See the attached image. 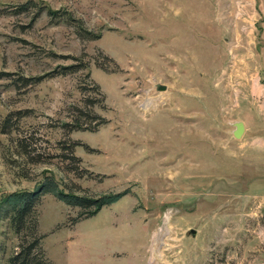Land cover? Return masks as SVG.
<instances>
[{
  "label": "rangeland",
  "instance_id": "obj_1",
  "mask_svg": "<svg viewBox=\"0 0 264 264\" xmlns=\"http://www.w3.org/2000/svg\"><path fill=\"white\" fill-rule=\"evenodd\" d=\"M24 1L0 0V198L48 173L126 190L74 224L43 194L51 263L264 264V0H35L96 38ZM17 241L0 218V264Z\"/></svg>",
  "mask_w": 264,
  "mask_h": 264
},
{
  "label": "trees",
  "instance_id": "obj_2",
  "mask_svg": "<svg viewBox=\"0 0 264 264\" xmlns=\"http://www.w3.org/2000/svg\"><path fill=\"white\" fill-rule=\"evenodd\" d=\"M18 8L20 11L34 9L38 14L45 10L49 13V16L53 17L56 21L61 18L71 21L79 36L83 38L98 37L93 31L83 28L80 23H75V19L72 18L70 14L57 9H50L35 0H26L20 3ZM82 66L83 65L69 64L63 68L69 71H75L79 68H83ZM92 88L100 93L101 99H103V93L100 90L99 84L94 83ZM91 103L94 104L93 102ZM79 111L82 112L80 108ZM86 114L89 117L84 121H79V118L75 117L78 119L77 121L71 122L72 128L83 127L93 129L103 122L100 121L103 120L102 118L100 119V117H97L93 113L90 115V113L87 112ZM12 124L11 118L9 115H6L2 120L1 128L3 129L4 126H11ZM74 145V142L64 145V148L69 149V152L64 153V156L78 161L79 158L73 154ZM22 152L25 156H30L28 150L24 149ZM30 159L34 160L31 156ZM47 192L53 193L66 204L78 208L76 215L71 219V224H74L81 218L94 215L102 206L118 200L126 190L103 192L98 195L80 193L71 188L65 189L53 174L48 173L43 175L32 188H20L5 193L0 198V218L8 219L10 227L18 238L16 244L17 249L8 256L7 264H52L42 246L43 235L38 232V219L36 215V205L41 200L42 195Z\"/></svg>",
  "mask_w": 264,
  "mask_h": 264
},
{
  "label": "water",
  "instance_id": "obj_3",
  "mask_svg": "<svg viewBox=\"0 0 264 264\" xmlns=\"http://www.w3.org/2000/svg\"><path fill=\"white\" fill-rule=\"evenodd\" d=\"M157 88H158V89H163V88H164V85L158 83V84H157ZM243 129H244V124H243V122L240 121V120H237V121L235 122V128L233 129V133H234V135H235V136H240V134L242 133Z\"/></svg>",
  "mask_w": 264,
  "mask_h": 264
}]
</instances>
